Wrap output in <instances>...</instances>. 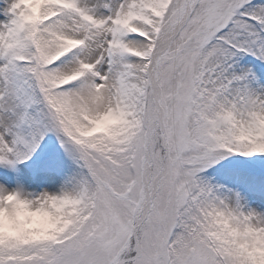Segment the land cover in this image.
I'll use <instances>...</instances> for the list:
<instances>
[{"label":"snow or ice","instance_id":"1","mask_svg":"<svg viewBox=\"0 0 264 264\" xmlns=\"http://www.w3.org/2000/svg\"><path fill=\"white\" fill-rule=\"evenodd\" d=\"M0 264H264V0H0Z\"/></svg>","mask_w":264,"mask_h":264}]
</instances>
